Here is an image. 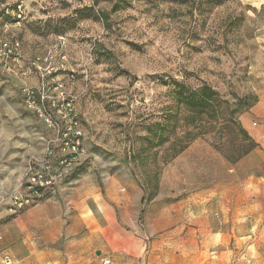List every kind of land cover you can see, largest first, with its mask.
Segmentation results:
<instances>
[{
	"label": "rangeland",
	"instance_id": "obj_1",
	"mask_svg": "<svg viewBox=\"0 0 264 264\" xmlns=\"http://www.w3.org/2000/svg\"><path fill=\"white\" fill-rule=\"evenodd\" d=\"M199 1L0 0V39L21 42L14 65L28 71L16 77L0 71V179L6 188L8 177L24 179L46 150L19 163L12 156L18 139L37 129L21 86L44 83L59 95L51 79L64 85L76 100L85 151L72 176L55 187L62 189L55 197L59 215L49 213L43 222L39 210L11 214L0 205V264L5 256L11 264H174L177 255L184 264H264V214H247L250 201L241 205L234 192L231 199L244 212L242 239L227 248L218 243L227 221L224 184L264 177V0H234L211 12ZM241 14L229 31L230 19ZM175 82L211 86L228 110V124H240L230 126L220 149L218 128L172 160L173 134L168 142L148 143L149 125L177 112ZM184 115L171 122L179 123L180 137ZM131 182L141 191L138 213L117 206L129 203L123 199ZM111 206L129 237L115 229ZM181 206L194 209L179 213Z\"/></svg>",
	"mask_w": 264,
	"mask_h": 264
},
{
	"label": "built area",
	"instance_id": "obj_2",
	"mask_svg": "<svg viewBox=\"0 0 264 264\" xmlns=\"http://www.w3.org/2000/svg\"><path fill=\"white\" fill-rule=\"evenodd\" d=\"M21 57L22 45L18 39H0L1 72L26 75L28 71L24 68L17 70L19 65H14ZM51 82L54 89L60 91L59 95L51 94L44 83L38 87H22L27 108L53 132V137L46 141L43 157L30 162L26 177L19 186L8 194L0 190V205L9 206L11 214L20 213L40 202L43 191L55 193V187L72 175L73 167L81 163L79 161L85 153L76 100L71 94H65L64 85L59 80L52 78ZM4 263H12L9 256L4 257ZM102 264H112V261L103 259Z\"/></svg>",
	"mask_w": 264,
	"mask_h": 264
},
{
	"label": "crops",
	"instance_id": "obj_3",
	"mask_svg": "<svg viewBox=\"0 0 264 264\" xmlns=\"http://www.w3.org/2000/svg\"><path fill=\"white\" fill-rule=\"evenodd\" d=\"M16 67L18 70L22 68V66H16ZM8 74H11V73H8ZM15 75L17 74L16 73L11 74L10 76L16 77ZM28 115L30 116L29 118L31 122H33L34 126L37 127V129H34L31 132H28L27 135L25 136V139L23 140L18 139V143L15 144L16 146L14 147L15 149H13L12 156L13 157L17 156L18 163L20 161H26L27 159L30 160V158L35 155L40 157V155L43 154L44 149L46 147V141H47L46 135L49 130L45 127V125H43V123H41V121L38 120V118L34 115V113L30 112L28 113ZM238 178H239L238 180L233 181L228 186L224 184V186H226V189L221 194L223 197V201H224L221 212L224 215L223 219L227 221H224L221 223V225L223 226L222 231H224L225 233L223 232L219 234L220 237L218 239V243H221L222 246H225L224 248H227L226 246L230 244V241L232 239H235L236 241L238 237H240L238 238L239 240L242 239V237L239 236L240 230L242 232V219L240 218V214L242 215L244 212L242 208H239L236 202H234L231 199L232 197L231 193L234 192V194L237 195L238 200L241 201L240 203L241 205H247L248 201H250L251 203L250 205L252 209L250 208V206H246V208L248 207L247 212H246L247 214L249 213L256 214L258 212L264 214V202L258 201L259 199L264 200V177H238ZM5 180L6 182H9V185H8L9 187L6 188V185L4 181H2V178H1L0 179V190L3 191L4 194H8L12 192L13 190H15L23 179L22 177H8V180L7 179ZM61 191L62 189L55 191V193L51 194L46 199L26 209L28 210L27 213L29 212L33 213L34 211H38V210L41 211L43 215V218H42L43 222L50 220L49 213H53L54 215H59L62 211L61 202L60 200H57V198L55 197L57 196V194H59L60 196L62 194ZM136 192H139L138 197L136 196V194H134ZM140 192L141 191L136 185V183L131 182L129 184L128 197H124L123 199L129 203L122 204L120 203V201H118L117 206L122 208V210H124V213H129V211L132 212L133 208L135 209V212L138 213V210L140 209L139 204L141 203V200L137 201V198H139ZM73 204H75V208L78 210V203L74 202ZM112 206H111L112 213H113L112 222H113L115 229H117L119 233L120 231H122L124 236L129 237L130 235L127 231V228H125V226H123V228H120L119 226L120 224L118 223V219L116 216L117 215L116 211ZM256 206H258L259 209L255 210L254 208ZM205 208L206 207H204V209ZM192 209L194 208L190 206H181L177 208V211L179 210L178 211L179 213H188L192 211ZM209 211L210 210L208 208V211H204V214H209ZM205 221L207 225L204 229H207L206 231H208L209 233L212 232L213 228L210 225L211 224L210 218L206 217ZM57 222H61V219H57ZM194 223L195 224L199 223V219H197L196 222ZM116 226H119V228L118 227L116 228ZM60 236H61L60 232L53 234L54 239H58ZM227 253H231V252H223V255L225 256V254ZM240 255H241L240 251L235 252V256H240ZM183 257L177 255L176 260L173 263L174 264H184L182 263L184 262L182 259Z\"/></svg>",
	"mask_w": 264,
	"mask_h": 264
},
{
	"label": "trees",
	"instance_id": "obj_4",
	"mask_svg": "<svg viewBox=\"0 0 264 264\" xmlns=\"http://www.w3.org/2000/svg\"><path fill=\"white\" fill-rule=\"evenodd\" d=\"M200 1L199 5L201 7ZM232 1L234 0H204L209 12ZM243 17V14H241L240 17L231 18L229 21L230 24L227 26L229 31H233V28L238 26L240 19ZM171 94L174 98L177 112L174 113L171 110L166 113V116L163 117L161 122L149 125V127L146 129L147 135L145 136L148 143L154 145V141L157 139L163 143L170 141L171 135L173 134L175 143L172 144L174 146V153L172 154L171 160L185 151L187 146L194 139L200 138L202 136L211 137L217 128L218 136L222 142V145H220L221 143L218 145L216 144V148L220 149L227 141L226 138L229 134L230 126H240V124L234 120L228 124V110L221 108V99L218 93L209 85L205 84L197 89H191L182 83L175 82L173 83ZM182 110L185 111L182 126L185 133L183 137H180L177 135L179 123H175V125L172 127L171 122L174 118H178L179 113ZM240 130L244 132V129ZM49 132L52 133L53 136V132L51 130H49ZM186 138H189V141L184 144L183 141ZM48 139H50V137ZM177 145L179 148H175ZM70 177H67L66 179ZM51 194L52 192L49 190L43 191V197L38 201L46 199Z\"/></svg>",
	"mask_w": 264,
	"mask_h": 264
},
{
	"label": "water",
	"instance_id": "obj_5",
	"mask_svg": "<svg viewBox=\"0 0 264 264\" xmlns=\"http://www.w3.org/2000/svg\"><path fill=\"white\" fill-rule=\"evenodd\" d=\"M97 255H100V252H97Z\"/></svg>",
	"mask_w": 264,
	"mask_h": 264
}]
</instances>
